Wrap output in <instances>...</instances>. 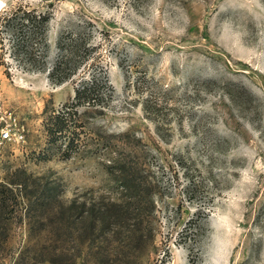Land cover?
<instances>
[{"label": "rangeland", "instance_id": "374dc122", "mask_svg": "<svg viewBox=\"0 0 264 264\" xmlns=\"http://www.w3.org/2000/svg\"><path fill=\"white\" fill-rule=\"evenodd\" d=\"M20 4L54 11L53 45L94 24L115 95L73 108L82 73L0 39V128L26 138L0 143V264H264V0Z\"/></svg>", "mask_w": 264, "mask_h": 264}, {"label": "trees", "instance_id": "16d2710c", "mask_svg": "<svg viewBox=\"0 0 264 264\" xmlns=\"http://www.w3.org/2000/svg\"><path fill=\"white\" fill-rule=\"evenodd\" d=\"M54 16V11L41 10L33 5L20 4L2 9L0 39L10 42V57L17 61L20 68L45 73L54 84H64L82 73L76 82L71 106L105 109L114 97L115 89L103 66H100V58L95 53L97 46L90 41L91 29L96 26L88 23L91 29L84 27L73 35L60 32L53 45L49 30ZM70 109L66 108L52 118L57 130L49 126V134L60 132L71 139L70 127L76 112Z\"/></svg>", "mask_w": 264, "mask_h": 264}, {"label": "built area", "instance_id": "2783aa9c", "mask_svg": "<svg viewBox=\"0 0 264 264\" xmlns=\"http://www.w3.org/2000/svg\"><path fill=\"white\" fill-rule=\"evenodd\" d=\"M26 141L25 134L22 131L13 132L11 128H0V143L19 142L24 143Z\"/></svg>", "mask_w": 264, "mask_h": 264}]
</instances>
